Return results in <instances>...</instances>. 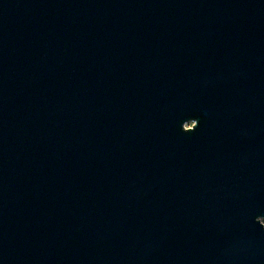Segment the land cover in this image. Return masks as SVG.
Wrapping results in <instances>:
<instances>
[{
  "label": "water",
  "instance_id": "95a60500",
  "mask_svg": "<svg viewBox=\"0 0 264 264\" xmlns=\"http://www.w3.org/2000/svg\"><path fill=\"white\" fill-rule=\"evenodd\" d=\"M263 221L264 0H0V264H264Z\"/></svg>",
  "mask_w": 264,
  "mask_h": 264
},
{
  "label": "rangeland",
  "instance_id": "374dc122",
  "mask_svg": "<svg viewBox=\"0 0 264 264\" xmlns=\"http://www.w3.org/2000/svg\"><path fill=\"white\" fill-rule=\"evenodd\" d=\"M189 127V126H188ZM263 224H264V221H263Z\"/></svg>",
  "mask_w": 264,
  "mask_h": 264
}]
</instances>
